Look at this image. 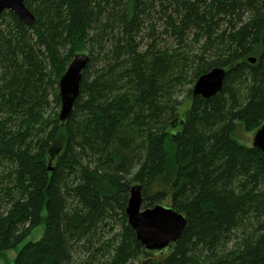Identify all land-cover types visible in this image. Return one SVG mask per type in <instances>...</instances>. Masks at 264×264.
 I'll return each instance as SVG.
<instances>
[{"label": "trees", "instance_id": "1", "mask_svg": "<svg viewBox=\"0 0 264 264\" xmlns=\"http://www.w3.org/2000/svg\"><path fill=\"white\" fill-rule=\"evenodd\" d=\"M24 4L30 25L0 14V253L43 222L13 264H264V155L232 137L264 123V0ZM78 53L61 123L58 81ZM214 67L221 90L192 95ZM133 183L142 208L185 216L170 252L142 257Z\"/></svg>", "mask_w": 264, "mask_h": 264}, {"label": "water", "instance_id": "2", "mask_svg": "<svg viewBox=\"0 0 264 264\" xmlns=\"http://www.w3.org/2000/svg\"><path fill=\"white\" fill-rule=\"evenodd\" d=\"M10 10L25 25L34 22L33 14L24 4V0H0V14ZM89 56L86 53L75 54L65 71L59 78L58 91L60 110L58 118L64 123L71 114L74 101L79 94L83 69ZM248 61L255 62L249 57ZM226 70L214 67L201 74L192 86V95H200L208 99L216 95L222 88ZM264 155V123L255 131L252 145ZM127 224L135 233L142 246V257H155L170 252L180 238L185 225V216L171 206L157 203L149 208H142L140 184L133 183L129 189V197L125 208Z\"/></svg>", "mask_w": 264, "mask_h": 264}, {"label": "rangeland", "instance_id": "3", "mask_svg": "<svg viewBox=\"0 0 264 264\" xmlns=\"http://www.w3.org/2000/svg\"><path fill=\"white\" fill-rule=\"evenodd\" d=\"M182 100H185L184 102L186 103L187 99H185V95L180 97ZM188 106V101L187 104ZM185 105V106H186ZM255 131H246L241 124L235 131V133L232 135V137L242 145L246 146H251L252 145V140L254 136ZM60 137L56 139L55 144L53 145L52 151L53 153H59L58 151L61 150V144H60ZM44 229V223L42 222L33 232L32 234L24 240L21 244L17 246L16 249L9 250L6 252L0 253V264H13L14 258L17 254L18 249L23 245L28 240H36L43 232Z\"/></svg>", "mask_w": 264, "mask_h": 264}]
</instances>
